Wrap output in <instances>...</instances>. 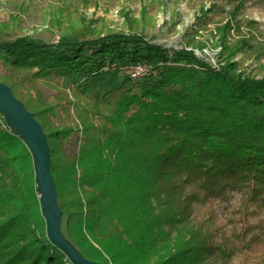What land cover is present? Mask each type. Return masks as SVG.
Listing matches in <instances>:
<instances>
[{"label": "trees", "instance_id": "1", "mask_svg": "<svg viewBox=\"0 0 264 264\" xmlns=\"http://www.w3.org/2000/svg\"><path fill=\"white\" fill-rule=\"evenodd\" d=\"M246 2L211 0L201 11L230 17L218 67L138 32L49 44L0 22V82L43 127L62 232L86 259L264 264V76L232 60L255 49L251 38L228 41L231 20L237 30L257 24L241 22ZM138 63L151 67L143 78L121 71ZM119 71L97 91L96 79ZM0 264H73L47 236L33 150L1 128Z\"/></svg>", "mask_w": 264, "mask_h": 264}, {"label": "rangeland", "instance_id": "2", "mask_svg": "<svg viewBox=\"0 0 264 264\" xmlns=\"http://www.w3.org/2000/svg\"><path fill=\"white\" fill-rule=\"evenodd\" d=\"M210 2L211 0H0V22L11 23L15 27V35H26L34 41L49 44H57L70 39L69 37L102 36L111 30L138 32L152 43L170 51L192 50L195 55L204 57L218 67L224 63L220 61L222 49L219 44V28L230 17L223 13H211L208 20L204 19L201 11L207 9ZM222 5L228 11L232 8L226 2ZM16 15L18 19L14 20L15 17L11 16ZM130 20L137 22L134 28H130ZM247 20L257 24L253 27L242 24L237 30V24L231 20L233 28L228 41L233 43L243 37L251 38L255 49L237 52L232 60L239 62V71L244 70L259 78L264 76V0H247L241 22ZM17 23L18 27L15 26ZM188 36H195L202 43L188 45ZM262 66V70H259ZM121 74L120 71L117 75L109 72L103 78L96 79L97 91L104 92L113 87L111 80L116 77V81H121ZM0 128L17 135L29 145L30 140L20 126L2 109ZM75 142L76 134L66 147L68 154L74 151ZM221 212L223 216L228 213L220 210ZM61 229H64V225ZM239 263L240 257H236L225 264Z\"/></svg>", "mask_w": 264, "mask_h": 264}, {"label": "water", "instance_id": "3", "mask_svg": "<svg viewBox=\"0 0 264 264\" xmlns=\"http://www.w3.org/2000/svg\"><path fill=\"white\" fill-rule=\"evenodd\" d=\"M0 109L6 112L30 140L40 186V204L50 241L60 248L73 264H101L86 259L61 229L63 213L57 203L58 193L51 173L50 148L40 122L18 99L8 85L0 82Z\"/></svg>", "mask_w": 264, "mask_h": 264}, {"label": "built area", "instance_id": "4", "mask_svg": "<svg viewBox=\"0 0 264 264\" xmlns=\"http://www.w3.org/2000/svg\"><path fill=\"white\" fill-rule=\"evenodd\" d=\"M151 70L149 65L145 64H133L122 68V72L133 79H140L145 77Z\"/></svg>", "mask_w": 264, "mask_h": 264}]
</instances>
